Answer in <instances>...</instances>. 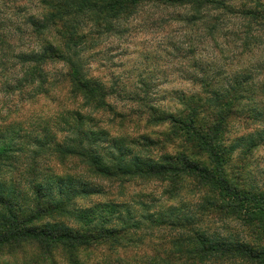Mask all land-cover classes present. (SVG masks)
Wrapping results in <instances>:
<instances>
[{
  "label": "trees",
  "instance_id": "1",
  "mask_svg": "<svg viewBox=\"0 0 264 264\" xmlns=\"http://www.w3.org/2000/svg\"><path fill=\"white\" fill-rule=\"evenodd\" d=\"M42 1L50 13L43 22L28 20L37 37L59 24L60 30L55 33L61 37L62 51L42 42L40 53L15 55L0 36V72L5 79L0 82V95L9 97L18 92L27 101L53 97L61 89L66 91L68 105L45 126L34 123L28 128L16 117L18 111L5 107L0 100V176L23 173L28 177L25 185L29 190V197L24 194L18 199V184L6 187L0 182V254L30 248L28 264H56L57 260L61 264H264V186L241 185V176L235 177L228 168L230 155L238 149L225 140L229 119L238 116L235 105L243 97L236 93L239 84L223 90L227 94L224 96L212 89L211 82L201 80L202 92L196 97L203 103L195 102V96L180 95L173 112L145 107L149 111L148 125H169L170 135L162 144L147 135L127 139L121 134V126L115 131L113 121L104 123L113 127L103 128L95 120L100 114L125 121L124 114L114 110L108 99L134 102L133 96L117 94L88 76L80 57L84 22L94 21L96 26L105 25L112 31V21L127 17L146 1L240 16L258 24L263 32L264 7L257 0H250L254 8L243 6L241 10L222 0ZM54 63H62L66 72L49 78L45 68ZM207 112L209 118L204 120ZM246 117L260 123L262 116L250 111ZM176 138L183 144L179 153L151 154ZM238 143L247 147L243 155L249 156L252 149L264 145V128L239 137ZM21 157L27 164L23 161L25 166L19 170ZM39 158L43 164L48 163L44 169L39 168ZM71 162L74 168H84L83 176L106 185L156 182L166 186L162 195L167 200H174L184 187L199 198L190 210L184 205H161L157 211L147 204L137 202L136 209L124 201L109 200L97 205L99 211L93 216L85 212L77 216L80 213L75 200L89 196L91 191L88 186L75 189V180H81L58 176L54 170ZM44 181L47 187L50 184L56 188V200L46 193ZM98 194L103 196L105 192ZM71 217H75L77 227L65 223ZM208 219L228 220L240 226L246 240L231 234L210 235L203 227ZM154 232L159 236L155 243L149 242V251L135 253L134 248Z\"/></svg>",
  "mask_w": 264,
  "mask_h": 264
},
{
  "label": "rangeland",
  "instance_id": "2",
  "mask_svg": "<svg viewBox=\"0 0 264 264\" xmlns=\"http://www.w3.org/2000/svg\"><path fill=\"white\" fill-rule=\"evenodd\" d=\"M222 1L237 10H241L243 6L255 7L250 0ZM256 2L264 7V0ZM49 13L50 9L42 0H0V36L3 38L4 46L15 55L29 56L40 53L42 42L52 44L62 51L61 37L55 33L56 30H60L59 24L50 27L42 37H37L32 23L29 22V20L43 22L41 20ZM214 23L217 25L212 26ZM82 26L85 27L81 31L84 39L80 57L87 75L105 83L117 94L133 96L135 100L130 102L123 98H109L112 108L119 114L123 113L126 120L117 122L110 118L111 115L102 117L98 114L95 121L98 124L100 122L101 127H113V124L109 126L104 124L113 121L116 125L115 131L121 126V134L127 139L147 135L162 144L163 139L170 135V126L148 125L149 111L146 108L154 107L159 111L173 112L178 108V96L183 95L187 98L199 96L198 94L202 92L199 84L201 80L211 82L212 89L224 96L227 95L224 94L225 90L235 87V83H238L236 93L243 97L235 105L239 110L238 116L229 119L225 140L227 145L232 144L238 149L230 155L228 168L232 169L235 177L241 176V185L264 186V145L252 149L248 156L243 155L247 147H239L241 143H238L239 137L245 138L255 129L264 128V32L258 28V24H253L240 16H226L209 8L201 10L191 6L162 5L146 1L131 10L127 17L112 21V31L107 30L105 25L96 26L94 21L84 22ZM45 69L49 78L66 72V67L62 63L48 65ZM3 80L5 79L0 72V82ZM17 94L19 93L15 92V95L9 97L0 95V100L5 107L18 111L16 117L22 119L28 128L31 127L29 124L34 123L45 126L48 121L56 119L57 113H62L61 111L68 105L65 102L66 91L61 89L47 99L41 96L26 101L23 99L24 96L20 97ZM199 99L196 97L195 102L203 103ZM250 111L254 115L262 116L260 123H253L247 119L246 115ZM202 118L208 119L209 113ZM124 140L128 146L129 142ZM172 143L152 151L151 154L157 157L163 152L170 155L179 153L183 146L181 140L176 138ZM43 156L45 155L41 157L44 158ZM23 159L25 157L20 159L19 170L25 166L22 164L23 161L27 164ZM40 159L39 165L42 167L39 168L44 169L48 163L43 164ZM68 165L65 168L54 167V170H57L56 174L79 179L81 182L75 180L73 187L80 189L88 186V192L91 191L89 196H78L75 200L80 213L77 216L85 212L84 214L91 217L90 215L95 212L98 213L97 205L107 203L109 200L122 203L124 201L131 207H136L137 202L147 204L153 207V211H157L161 205L176 208L184 205L190 210L191 205L197 203L199 198V194L195 192L191 194L188 192L190 189L184 187L174 200H167L162 195L166 186L156 182L125 183L120 187L119 184L106 185L83 176L82 166L74 168L72 162ZM25 181L28 182V177L23 173L17 175L7 172L0 176V182L6 187L18 184L16 189L19 191L18 199L24 194L29 197ZM44 187L50 199L56 200L59 193L54 185L49 184L47 187V181H44ZM121 187L123 192L119 193ZM99 191L105 194L100 196ZM74 219L75 217L68 218L65 223L77 227L78 223ZM206 223L208 224H204L203 227H207L210 235L231 234L246 240L242 228L228 220L212 222L208 219ZM223 227L227 230L220 229ZM156 233L158 232L152 233V237L147 235L145 237L147 241L140 242L134 248V252L137 254L148 252L149 242L155 243L159 236ZM27 250L31 249L26 247L13 254H0V264H28V256L32 253ZM56 264L61 262L57 260Z\"/></svg>",
  "mask_w": 264,
  "mask_h": 264
}]
</instances>
